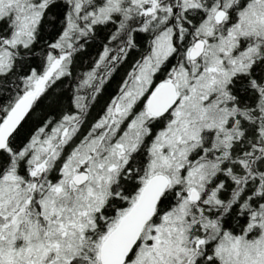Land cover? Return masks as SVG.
Listing matches in <instances>:
<instances>
[{
	"label": "snow or ice",
	"instance_id": "snow-or-ice-1",
	"mask_svg": "<svg viewBox=\"0 0 264 264\" xmlns=\"http://www.w3.org/2000/svg\"><path fill=\"white\" fill-rule=\"evenodd\" d=\"M0 264H264V0H0Z\"/></svg>",
	"mask_w": 264,
	"mask_h": 264
},
{
	"label": "trees",
	"instance_id": "trees-1",
	"mask_svg": "<svg viewBox=\"0 0 264 264\" xmlns=\"http://www.w3.org/2000/svg\"><path fill=\"white\" fill-rule=\"evenodd\" d=\"M99 50V43H97L95 46L91 47L89 49L90 55L85 57L82 62L78 61L75 65L74 71L77 75H79L81 72L86 71L91 66V63L93 59L96 57V53ZM127 70V65H123L118 69L117 73H114V78L109 80L108 83L105 85V91L101 94V97L99 98L98 105L92 110L91 117L95 118L98 114L101 113V110L105 106V104L108 102L111 96H113L118 89V85L122 77L124 76L125 71ZM68 85L65 84V87ZM59 89H57V92ZM37 116L40 115L39 112L36 114Z\"/></svg>",
	"mask_w": 264,
	"mask_h": 264
},
{
	"label": "flooded vegetation",
	"instance_id": "flooded-vegetation-1",
	"mask_svg": "<svg viewBox=\"0 0 264 264\" xmlns=\"http://www.w3.org/2000/svg\"><path fill=\"white\" fill-rule=\"evenodd\" d=\"M117 91V90H116ZM116 93V92H115Z\"/></svg>",
	"mask_w": 264,
	"mask_h": 264
}]
</instances>
